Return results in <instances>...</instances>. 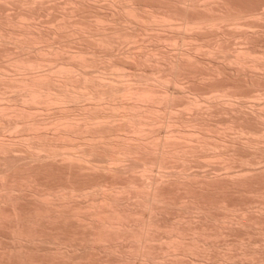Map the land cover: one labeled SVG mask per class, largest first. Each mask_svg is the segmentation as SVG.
<instances>
[{"label": "bare ground", "instance_id": "6f19581e", "mask_svg": "<svg viewBox=\"0 0 264 264\" xmlns=\"http://www.w3.org/2000/svg\"><path fill=\"white\" fill-rule=\"evenodd\" d=\"M0 264H264V0H0Z\"/></svg>", "mask_w": 264, "mask_h": 264}]
</instances>
